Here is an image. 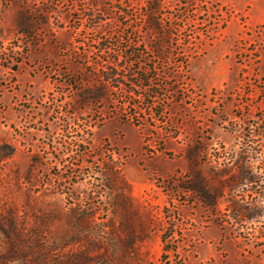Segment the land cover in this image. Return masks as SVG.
Returning <instances> with one entry per match:
<instances>
[{
    "label": "rangeland",
    "instance_id": "rangeland-1",
    "mask_svg": "<svg viewBox=\"0 0 264 264\" xmlns=\"http://www.w3.org/2000/svg\"><path fill=\"white\" fill-rule=\"evenodd\" d=\"M0 264H264V0H0Z\"/></svg>",
    "mask_w": 264,
    "mask_h": 264
},
{
    "label": "trees",
    "instance_id": "trees-1",
    "mask_svg": "<svg viewBox=\"0 0 264 264\" xmlns=\"http://www.w3.org/2000/svg\"><path fill=\"white\" fill-rule=\"evenodd\" d=\"M90 17V16H89ZM149 21H151L149 19ZM154 27H158L156 26L153 22L151 23ZM33 27V26H32ZM29 28V26L27 25V23H25V25L23 26V31H27ZM161 36H165L164 34L161 35ZM164 39V38H162ZM161 48V42H159L157 45H155L153 47V49H159ZM128 49H125V51H127ZM122 53V51H121ZM160 54V53H159ZM135 54L134 53H131V57H133ZM128 57V56H127ZM161 58V57H160ZM121 62H122V59L120 57L117 56V58L114 59V62L111 63L110 66H107V70L105 72H103L101 75V79H102V82L104 84H106L107 86L109 87H113L115 88V90H118V87L119 89L123 90L124 91V99L126 100L127 96L129 97L127 99V101L124 102V107L125 109H128V111H130L132 108L136 107L134 104L131 103V98L132 96H136V91L133 90L134 88H142V90L144 91H147L149 92L150 91V88L151 86L146 84L147 82H149L150 78L147 77V75L150 73L151 71V68L149 69H146L145 70V73L147 74L146 75V78H141V81H140V85L138 86L136 83H132V85H130V89L128 87H126L124 84V88H122L123 84L121 83V81L119 80L121 78V76L118 74V72L122 71L123 69V66H121ZM131 65L133 66V62H131ZM118 71V72H117ZM138 74H140L138 72ZM137 74V75H138ZM148 97L149 99H157L158 98V93H153V95H148L146 96ZM146 97H143V101H145L147 98ZM108 98V97H107ZM94 99V98H93ZM98 99V98H97ZM149 103H147V106H148ZM152 105V104H151ZM127 110H125L126 112ZM127 113V112H126ZM90 133V132H89ZM90 135V134H89ZM240 169V168H239ZM241 170H243L246 174L249 173V170H247V168H244L243 166L241 167ZM245 181H248V182H251V177H248V178H244ZM185 188V187H184ZM185 189H188L189 191L191 192H194V193H202L203 194V200L205 199V201L207 200L208 203H211L210 201V197L211 196H207V187L202 185V183L198 182V183H193L191 185H189L187 188ZM213 203V202H212Z\"/></svg>",
    "mask_w": 264,
    "mask_h": 264
}]
</instances>
